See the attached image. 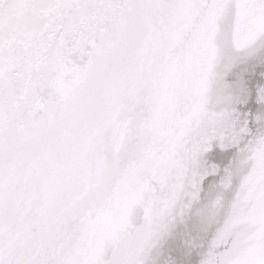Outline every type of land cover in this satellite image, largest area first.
<instances>
[{
	"label": "snow or ice",
	"instance_id": "6c2138e0",
	"mask_svg": "<svg viewBox=\"0 0 264 264\" xmlns=\"http://www.w3.org/2000/svg\"><path fill=\"white\" fill-rule=\"evenodd\" d=\"M0 264H264V0H0Z\"/></svg>",
	"mask_w": 264,
	"mask_h": 264
}]
</instances>
